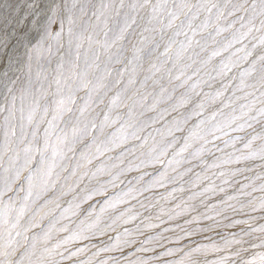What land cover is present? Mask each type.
<instances>
[{"label": "rangeland", "instance_id": "374dc122", "mask_svg": "<svg viewBox=\"0 0 264 264\" xmlns=\"http://www.w3.org/2000/svg\"><path fill=\"white\" fill-rule=\"evenodd\" d=\"M63 2L67 0H0V104L5 101L6 84L14 82L17 97L20 89H25L23 118L19 99L16 108L10 110L13 112V125L22 123L27 126L28 112L34 103L38 105L36 118L39 119L43 109H51L59 98L57 82H60L59 87L64 90L65 96L68 94L65 90L67 86L78 97H84L87 91L95 99L96 93L92 92L95 87L100 90L103 103L99 107L93 106V115L99 116L101 111L108 114L110 123L105 128V136L119 137L118 145L107 146L113 150L107 151L100 159L82 169L96 173V176H89L81 187L97 189L104 185L102 191L107 194L95 195L82 204L79 214L73 216L71 221H63L72 231L80 230L84 235L92 237L69 244L68 247L73 251L78 248H86L87 251L79 253L72 260H65L64 264H88L89 261L91 264H143L145 261L147 264H180L181 261L184 264H211L225 256L234 255L241 248L248 249L242 252L243 259L261 264L259 258L264 255V248L256 245L264 241V232L252 229L264 227V211L258 210L261 201H264V192L258 190L264 186V179L258 178L264 177V161L257 157L236 163V157L247 155L248 150L244 149L243 143L237 144L236 148L226 146L224 140L230 137L223 133H217L223 139L215 141V144L194 138L188 141L192 145L188 151L182 155H177V152L193 130L200 131L196 125L202 118L192 116L194 109L200 110L196 108L198 103H204L205 116L220 109H223L225 116L235 109L234 114L239 116L242 106L252 99H243L246 92L253 91L252 88L239 92L234 85L225 94L233 103V109H228L224 108L228 100L224 96L216 97L215 94L223 90V84L228 82L227 77H236L244 68L251 67L249 62L241 59L244 52L238 50L247 46L253 51V57L249 60L255 59L261 52L255 37L262 34L256 32L243 45L235 44L222 55L213 57V51L222 49L227 43L225 38L231 39V33H224L216 38L217 43L209 41L206 51L196 49L200 52L198 63L191 68L185 67L192 64L188 59L192 55L191 51L179 61L163 64L146 54L133 60V48L128 43L124 44L126 51L119 57L121 62L117 63L120 45L110 50L101 49L97 41L102 42L104 38L99 29L85 32V36L93 37L92 41L74 42L71 51L65 32L63 40L58 42L51 39L47 44L40 43L39 48L33 52L32 49L40 42L43 26L52 7ZM81 2L99 4V0ZM129 2L125 0V3ZM236 27L239 28V25ZM53 28L58 34L59 29L55 26ZM204 35L207 36V33ZM178 40L183 41L184 37ZM76 43L83 45L78 53V62ZM253 43L257 44L255 50L251 48ZM178 47V44L174 46L173 51ZM233 52H238V55L232 56ZM109 57L112 58L109 68L112 75L105 78L103 70L109 64ZM221 62L232 67V71L225 76L217 75ZM237 62L239 68L235 66ZM192 68H199V75L194 76L193 80H187V76L192 74ZM117 69L122 75L119 77L120 83L114 84ZM182 70L185 75L181 76ZM211 76H217V79L211 80ZM258 77L259 64L253 76L245 77V80L251 84ZM129 80L134 82L129 83ZM206 80L208 84L204 83ZM85 81L91 83L87 89L80 90L77 84ZM194 83L200 84L195 92L191 90ZM201 91L210 96L196 94ZM233 92H236L235 96ZM82 103L81 99H77V106ZM256 106L260 107L259 103ZM243 111L247 112L248 109ZM7 115V112L0 113V145L4 140ZM186 117L191 118L184 123ZM177 121L183 131H176ZM223 122L224 117H218L213 123L223 125ZM207 127L210 125H205ZM255 129L257 133L262 131L260 124H255ZM225 131L231 130L226 128ZM251 135H254L251 129L231 132L232 137H243L244 141L249 140ZM173 140L180 143L168 147L167 154L156 161L160 151ZM201 146H204L202 156L194 159L190 153ZM261 146H264V140L259 139L252 145L256 151ZM101 166L106 170L97 172ZM121 172L123 175L115 184L109 183ZM78 194L84 195L82 192ZM72 200V195L64 197L63 207H67V202ZM249 205H255L257 210ZM85 209L95 210L92 219L88 218ZM96 220L100 221L99 227L89 230L88 226ZM248 232L251 234H246ZM60 235L63 237L68 233ZM226 240L232 243L226 245ZM237 240L248 243L237 244ZM225 247L231 248L232 252L220 251ZM169 251L173 254L163 259L156 258ZM189 252L193 253L191 258ZM226 264L241 262L234 259Z\"/></svg>", "mask_w": 264, "mask_h": 264}, {"label": "snow or ice", "instance_id": "6c2138e0", "mask_svg": "<svg viewBox=\"0 0 264 264\" xmlns=\"http://www.w3.org/2000/svg\"><path fill=\"white\" fill-rule=\"evenodd\" d=\"M237 24L239 28L236 27ZM53 26L59 29L58 34ZM95 29H99L104 38L102 42L97 41L101 49L110 50L120 45L116 57L117 63L121 62L119 57L126 51L124 44L128 43L133 48V60L146 54L147 57H155L163 64L179 61L191 51L192 55L188 59L192 61V64L186 65V68H191L198 63L197 57L200 52L196 51L197 48L201 52L206 51L208 42L217 43L216 38L224 33H231V39L226 37L227 43L222 49L214 50L213 57L222 55L235 44L243 45L245 40L254 36V33H261V36L255 37L261 46V52L255 59L249 60L253 57V51L247 46L238 50L244 52L241 59L249 62L251 67L244 68L236 77H227L228 82L223 84V90L215 94L216 97L224 96L228 100V103L221 101L224 103V108L228 109H233V103L225 94L234 85L239 92L252 88L253 91L246 92L243 96L245 100L249 97L252 99L242 106L239 116L234 114L235 109L227 116L223 109L205 116L204 103H198L196 108L200 110L194 109L192 116L202 118L196 125L200 131L193 130L190 133L177 155H182L192 147L188 143L189 140L196 138L199 141H206L207 144H215V141L223 139L217 133H223L224 136L230 137L224 140L226 146L236 148L237 144L243 143L244 149L248 150L247 155L242 154L236 157V163L257 157L264 161V146H261L259 151L252 147L255 140H264V0H130L129 3H125V0H99L98 5L82 3L81 0H67L52 7L43 26L40 42L32 51L35 52L40 43L47 44L51 39H56L58 42L63 40L65 32L68 37L69 51H71L74 42L81 40L91 42L93 37L85 36L84 33ZM204 33H207V36ZM181 36L184 37L183 41L178 40ZM177 44L178 49L173 51ZM82 46L81 43H76L77 62L80 59L78 53ZM256 47V43L251 45L253 50ZM237 55L238 52L232 53V56ZM96 59L99 60V56ZM111 59L109 57V64L103 70L105 78L112 75L109 70ZM257 64H259V77L249 84L245 77L253 76ZM235 66L239 68L240 64L237 62ZM199 71V68H192V74L187 76V80H193L194 76L199 75ZM231 71L232 67L228 63L221 62L217 75L225 76ZM121 75V71L117 69V79L114 84L120 83ZM182 75H185L184 70L181 71ZM176 78L180 79V76ZM210 79L216 80L217 76H211ZM77 80H79V74H77ZM237 80L238 83H236ZM133 82L129 80V83ZM59 83L57 82L59 98L55 100L54 105L51 109L45 107L42 115L37 119L38 105L34 103L28 112L27 126L22 123L13 125L11 122L13 112L10 110L16 108L17 99H19L21 118H23L25 89L21 88L20 95L17 97L14 82L4 86L7 94L4 103L0 104V113L7 112L8 115L5 117L3 144L0 145V264H64L65 260H72L79 253L87 251L86 248L73 251L68 245L92 237L84 235L80 230L72 231L63 221H71L73 216L79 214L82 204L87 203L95 195L107 194L102 191L104 185L97 189L81 187L89 176H96V173L82 171V169L93 164L94 160L100 159L107 151L113 150L107 147L108 145H118L119 142V137L105 136V128L110 123V116L103 111L99 116L93 115L95 111L93 106L99 107L103 103L100 90L92 88V92L96 93V98L93 99L87 91L84 97H78L71 88L66 86L65 90L68 94L65 96ZM90 83L91 81L78 83L77 87L85 90ZM204 83L208 84L209 81L206 80ZM199 87V83H194L191 90L195 92ZM196 94L210 96L209 93L202 91ZM232 95L235 96L236 92ZM77 99L83 101L82 105L77 106ZM112 103L114 104L115 100ZM257 103L260 107L256 106ZM243 109L248 111L245 112ZM100 116L103 117L102 120ZM218 117H224L223 125L213 123ZM190 118L186 117L184 123H187ZM255 124L261 125V132H256ZM205 125L210 127L205 128ZM226 128L231 131H225ZM246 129H251L254 133L247 141H244L243 137L231 136L232 131L243 132ZM176 131H183L179 121L176 122ZM201 132L204 134L201 135ZM132 135L135 136L136 133ZM209 137L212 139H208ZM178 143H180L178 140L170 141L156 156V161H159L160 156L167 154L168 147ZM218 150L224 151L223 148ZM203 152L204 146H201L190 155L195 159L201 157ZM168 163L171 164V162ZM105 170L103 166L97 168V172ZM120 175H123V172L114 176L109 183L115 184ZM221 175L224 174L221 173ZM258 178L264 179V177ZM212 190L208 189V191ZM258 190L264 192V186ZM81 192L84 195L78 194ZM68 195H72L73 200L67 202V207H63L62 200ZM249 207L257 210L255 205H249ZM88 209L84 211H87L88 218L92 219L95 210L88 211ZM258 210L264 211V201H261ZM99 224L100 221L96 220L88 226V229L99 227ZM252 231L264 232V227L253 228ZM61 233H68V235L61 237ZM116 239L118 241L119 237ZM230 243L232 242L225 241L226 245ZM235 243L242 245L248 242L237 240ZM256 246L264 248V241ZM220 251L231 253L232 249L225 247ZM246 251L248 249L241 248L234 255L225 256L222 260L213 261L211 264H226L227 261L234 259L240 260L241 264H256L255 260L243 259L242 252ZM172 254L169 251L156 258L163 259L164 256ZM192 255V252L188 253L189 258ZM259 259L261 264H264V255H261ZM88 264H91V261ZM143 264H147V261ZM180 264L184 262L181 261Z\"/></svg>", "mask_w": 264, "mask_h": 264}]
</instances>
